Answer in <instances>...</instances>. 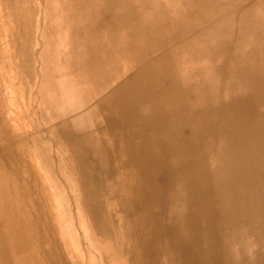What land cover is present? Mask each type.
I'll use <instances>...</instances> for the list:
<instances>
[{
    "label": "rangeland",
    "instance_id": "1",
    "mask_svg": "<svg viewBox=\"0 0 264 264\" xmlns=\"http://www.w3.org/2000/svg\"><path fill=\"white\" fill-rule=\"evenodd\" d=\"M15 12L32 128L57 140L74 188L60 212L40 178L37 228L23 226L36 189H22L14 231L0 174V264H264V0H15ZM61 119L69 134L53 140ZM82 148L102 163L96 224L71 163Z\"/></svg>",
    "mask_w": 264,
    "mask_h": 264
},
{
    "label": "crops",
    "instance_id": "2",
    "mask_svg": "<svg viewBox=\"0 0 264 264\" xmlns=\"http://www.w3.org/2000/svg\"><path fill=\"white\" fill-rule=\"evenodd\" d=\"M15 13V0H0V174H6L11 183L2 187H8L12 190L11 205L14 215L17 213V207L20 206V196L23 195L22 189H36L32 198L35 217L29 218L28 226L37 228L44 226L42 205L40 211L37 210V203L42 202L38 192L41 189L39 188L40 178L43 177L44 180L42 181L44 197L49 195L53 188L54 192L57 191L58 210L67 213L61 204L62 188L71 190L74 187L72 186L73 181L66 175V180L64 179L62 160L55 136L58 134V136L63 137L69 132L62 128L64 119H61L60 123L50 124L49 128L45 130L55 140L54 147H51L48 146V141L45 140L44 135L40 134L36 127L32 128L29 37L28 32H25L24 22L17 21ZM44 120L46 122L45 118ZM84 137H86V132L75 131V134L67 135L65 141L72 146L76 144L77 140ZM74 146L77 148V145ZM80 151H83L81 152L82 155L77 156L78 150L74 149L71 163L75 168L80 169H78V174L81 177V185L85 195V207L92 223L96 224V221L101 218L100 211L97 213L95 211L97 206L95 204L94 172L98 166L102 167V163L98 161L89 162V156L85 160V150L82 148ZM32 174H35L33 178ZM48 175L54 177L52 188L46 187L48 184L46 177L49 180ZM66 199L71 213L78 212L77 208H73L77 201L74 203L70 198L66 197ZM27 202L25 199V213L29 207L25 205ZM42 204H44V198ZM14 221L15 218L12 221L14 231L23 228L18 227ZM24 226L27 227V224ZM45 227H48L47 223Z\"/></svg>",
    "mask_w": 264,
    "mask_h": 264
},
{
    "label": "bare ground",
    "instance_id": "3",
    "mask_svg": "<svg viewBox=\"0 0 264 264\" xmlns=\"http://www.w3.org/2000/svg\"><path fill=\"white\" fill-rule=\"evenodd\" d=\"M92 1V0H91ZM96 1V0H95ZM88 2H90V1H88ZM81 3V2H80ZM91 3V2H90ZM89 3V4H90ZM96 3V2H95ZM82 4V3H81ZM88 4V3H87ZM94 5V4H93ZM91 8V7H90ZM87 10H88V8H87ZM87 18H89V17H87ZM94 19V18H93ZM98 19V18H97ZM87 20V19H86ZM89 21V20H88ZM87 21V22H88ZM86 23V22H85ZM73 26V25H72ZM93 26V25H92ZM74 29V28H73ZM73 31V30H72ZM90 37V36H89ZM95 44V43H94ZM93 44V45H94ZM97 44V43H96ZM99 44V43H98ZM65 54V53H64ZM101 59H103V58H101ZM147 70V69H146ZM149 72V71H148ZM55 188V187H54ZM53 189V188H52ZM26 190V189H25ZM57 192V191H56ZM133 194V193H132ZM136 194V193H135ZM45 195V194H44ZM132 196V195H131ZM129 198V197H128ZM60 199V198H59ZM41 200V199H40ZM62 200V199H61ZM24 202V201H23ZM38 204V203H37ZM62 204V203H61ZM60 205V204H59ZM33 206V205H32ZM61 207V206H60ZM62 208V207H61ZM21 209V208H20ZM58 209V208H57ZM11 210L13 211V208H12V205H11ZM63 210V209H62ZM66 211V210H65ZM95 211H96V213L97 212H99L100 211V209L97 207V208H95ZM64 212V211H63ZM26 214V213H25ZM14 215V214H13ZM14 218V217H13ZM25 220L26 221H30V219L29 218H25ZM97 222V221H96ZM23 225V224H22ZM26 225V224H25ZM17 226H19L18 224H17ZM24 226V225H23ZM23 226H21V228L23 227ZM27 226H28V224H27ZM24 228V227H23ZM22 228V229H23ZM24 234V233H23ZM16 236V235H15ZM19 236V235H18ZM23 238V237H22ZM22 243V242H21ZM18 247V246H17Z\"/></svg>",
    "mask_w": 264,
    "mask_h": 264
}]
</instances>
